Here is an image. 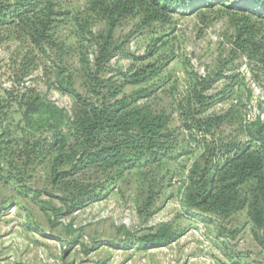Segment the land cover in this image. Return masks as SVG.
I'll return each instance as SVG.
<instances>
[{
	"label": "trees",
	"instance_id": "1",
	"mask_svg": "<svg viewBox=\"0 0 264 264\" xmlns=\"http://www.w3.org/2000/svg\"><path fill=\"white\" fill-rule=\"evenodd\" d=\"M215 4L239 13L237 47L264 72V33L251 21L253 16L264 18V0H90L83 11L65 8L60 0H0V41L11 36L19 41L13 54L0 59V75L8 81H0V182L30 196L54 226L56 215L99 199L130 168L151 172L165 158L191 152L193 144L199 151L183 180L185 209L221 220L246 209L254 237L264 247V110L250 121L233 105L221 113H205L216 96H231L243 82L240 73L225 75L220 68L189 72L187 94L176 105L187 132L184 144L170 125L171 113L140 101L164 83L160 73L171 55L144 62L160 37L143 54L132 55L141 64L118 68L120 80L113 79L116 73L107 76L114 69L111 59L123 50L113 38L121 20L139 16L141 28L152 27L170 23L176 11ZM68 20L74 26L71 44L57 33ZM99 20L105 28L93 31ZM75 46L79 67L72 68L64 59ZM46 59L52 63L43 68L49 86L73 98L70 109L31 85L33 72ZM222 77L230 81L210 92ZM128 85L132 88L127 92ZM246 106L242 103L244 110ZM228 127L233 129L225 132ZM39 167L45 172L41 187L34 180ZM174 236L162 224L136 241L160 244Z\"/></svg>",
	"mask_w": 264,
	"mask_h": 264
},
{
	"label": "rangeland",
	"instance_id": "2",
	"mask_svg": "<svg viewBox=\"0 0 264 264\" xmlns=\"http://www.w3.org/2000/svg\"><path fill=\"white\" fill-rule=\"evenodd\" d=\"M89 1L60 0L65 8L74 11L85 10ZM238 14L223 4H215L176 11L170 23H154L145 28L139 26V16H129L114 29L113 38L123 50L111 59L109 65L114 69L107 76L116 73L113 79L120 80L118 68L128 70L141 64L132 55L143 54L152 40L160 37L155 43L156 50L144 62L171 55L160 73L164 83L140 101L171 113L170 125L176 128L182 144L187 132L181 128L176 105L187 94L192 69L205 74L220 68L225 75L239 72L243 78L231 96L223 99L216 96L206 114L221 113L233 105L246 120L263 116L264 72L237 47ZM259 19L253 16L251 21L264 33V18ZM73 27L68 20L57 29L66 44L75 42ZM103 28L102 20L92 26L93 31ZM18 46L19 41L12 36L1 40L0 59L5 61ZM75 47L64 59L72 68L79 67L80 55ZM88 49L92 58V49ZM51 65L46 59L36 68L31 85L70 109L73 98L49 86V77L43 73L44 66ZM5 78L6 75H0V81L8 84ZM228 81L226 77L220 78L210 92L215 93ZM77 86L83 90L80 78ZM131 88L128 85L124 89L128 92ZM242 103L247 105L245 110ZM232 129L228 127L225 132ZM198 151L192 144L191 152L165 158L151 172L137 166L130 168L99 199L70 214L56 215L54 226L30 196L0 182V264H264V247L254 237L246 209L224 220L185 209L183 180ZM34 180L38 187L45 183L42 168L37 169ZM42 198L48 197L43 194ZM219 223L222 229L218 228ZM162 224L175 233L172 239L160 244L136 241Z\"/></svg>",
	"mask_w": 264,
	"mask_h": 264
}]
</instances>
